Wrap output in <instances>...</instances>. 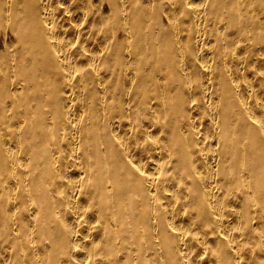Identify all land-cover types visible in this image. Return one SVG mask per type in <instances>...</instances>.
<instances>
[{"label": "bare ground", "instance_id": "6f19581e", "mask_svg": "<svg viewBox=\"0 0 264 264\" xmlns=\"http://www.w3.org/2000/svg\"><path fill=\"white\" fill-rule=\"evenodd\" d=\"M0 264H264V0H0Z\"/></svg>", "mask_w": 264, "mask_h": 264}]
</instances>
